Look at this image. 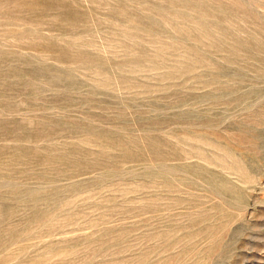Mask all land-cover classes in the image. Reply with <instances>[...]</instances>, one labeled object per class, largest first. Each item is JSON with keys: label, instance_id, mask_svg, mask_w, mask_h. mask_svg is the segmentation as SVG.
Returning <instances> with one entry per match:
<instances>
[{"label": "rangeland", "instance_id": "1", "mask_svg": "<svg viewBox=\"0 0 264 264\" xmlns=\"http://www.w3.org/2000/svg\"><path fill=\"white\" fill-rule=\"evenodd\" d=\"M0 264H264V0H0Z\"/></svg>", "mask_w": 264, "mask_h": 264}]
</instances>
